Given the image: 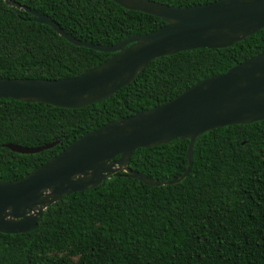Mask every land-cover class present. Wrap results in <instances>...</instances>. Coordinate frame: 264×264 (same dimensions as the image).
<instances>
[{
  "label": "trees",
  "instance_id": "obj_1",
  "mask_svg": "<svg viewBox=\"0 0 264 264\" xmlns=\"http://www.w3.org/2000/svg\"><path fill=\"white\" fill-rule=\"evenodd\" d=\"M46 16L65 34L112 46L164 25L110 0H10ZM187 8L217 0H149ZM264 52V28L222 49L151 60L105 100L62 109L0 99V182L18 180L84 134L161 105L195 83ZM77 47L0 0V78L77 77L111 57ZM52 147L18 154L5 145ZM187 140L139 148L127 168L153 181L178 178ZM264 264V120L216 128L192 145L187 176L149 187L118 172L48 206L32 231L0 234V264Z\"/></svg>",
  "mask_w": 264,
  "mask_h": 264
},
{
  "label": "water",
  "instance_id": "obj_2",
  "mask_svg": "<svg viewBox=\"0 0 264 264\" xmlns=\"http://www.w3.org/2000/svg\"><path fill=\"white\" fill-rule=\"evenodd\" d=\"M1 1L10 9L30 14L34 22L50 27L71 45L112 53L104 62L73 78H0V99L62 109L82 108L113 96L155 58L194 49L226 48L264 28V0H217L187 8L149 0H110L124 10L156 17L164 25L112 46H100L74 39L46 16L10 0ZM261 120H264V52L223 74L195 83L161 105L134 112L84 134L18 180L0 182V234L32 231L48 206L68 194L94 188L118 172L149 187L176 184L189 173L192 145L200 134ZM174 139L187 140V165L178 178L156 182L127 168L134 150L167 144ZM52 145L5 147L18 154H34Z\"/></svg>",
  "mask_w": 264,
  "mask_h": 264
},
{
  "label": "rangeland",
  "instance_id": "obj_3",
  "mask_svg": "<svg viewBox=\"0 0 264 264\" xmlns=\"http://www.w3.org/2000/svg\"><path fill=\"white\" fill-rule=\"evenodd\" d=\"M70 263H71V264H77V263H76V259H75V258H73V259L70 258Z\"/></svg>",
  "mask_w": 264,
  "mask_h": 264
}]
</instances>
